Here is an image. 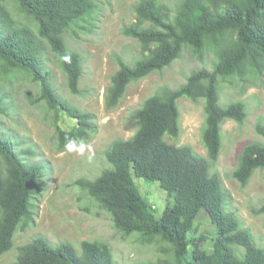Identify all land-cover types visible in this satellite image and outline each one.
<instances>
[{"label": "trees", "instance_id": "1", "mask_svg": "<svg viewBox=\"0 0 264 264\" xmlns=\"http://www.w3.org/2000/svg\"><path fill=\"white\" fill-rule=\"evenodd\" d=\"M12 2L37 31L19 26L0 0V74L22 72L38 86L36 102H43L54 116L59 151L70 142L88 141L96 133L94 116L57 94L42 56L45 49L52 53L69 93L79 95L82 61L78 53L68 50L64 34L93 12V0ZM132 11L135 22L124 25L121 34L138 43L140 58L129 65L116 57L117 70L103 96L106 109L118 106L131 83L161 73L177 61L185 46L202 59L207 39L215 47L217 61L212 72L192 71L176 89L161 87L148 97L132 116L134 134L114 140L105 150L110 169L92 180L79 179L76 185L110 216L119 233H138L147 241L159 238L170 245L177 264H264V250L255 245L235 214L224 209L228 194L212 171L222 148V124L233 120L241 125L247 117L244 103H220L218 77L264 71V0H180L174 12L157 0H139ZM4 98L0 96L1 115L6 112ZM180 98L203 100L205 156L166 141L180 135ZM61 116L76 120V125L63 130ZM256 132L262 141L242 147L231 173L241 186L256 170H264V126L258 125ZM21 155L14 151L10 138L0 133V257L13 248L15 232L31 221L32 201L42 191L45 167L25 163ZM134 178L158 182L172 198L159 218ZM201 213L212 225L214 239L197 235ZM254 214L264 215V205ZM80 248L78 255L68 242L52 245L38 236L20 246L16 259L7 264H117L111 250L97 242L83 241Z\"/></svg>", "mask_w": 264, "mask_h": 264}, {"label": "rangeland", "instance_id": "2", "mask_svg": "<svg viewBox=\"0 0 264 264\" xmlns=\"http://www.w3.org/2000/svg\"><path fill=\"white\" fill-rule=\"evenodd\" d=\"M139 0H93V12L77 22L65 34L69 51L81 57L83 75L79 95H71L66 79L52 53L45 49L42 66L49 72L57 94L84 113L94 116L96 133L86 142L75 143V150L68 146L59 151L54 132V116L43 102L37 103L38 86L29 75L14 71L4 77L0 74V96L5 95V114H0V133L10 138L14 151L27 164H42L44 177L42 191L32 204V218L27 226L18 229L13 237V248L0 257V264L13 262L18 248L33 238L44 237L50 244L70 243L81 255L80 243L97 242L108 247L117 264H177L168 243L154 238L143 239L138 233L129 236L119 233L112 225L110 216L101 209L76 182L92 180L110 165L104 152L116 139H129L135 131L132 122L134 112L161 87L176 89L195 70H214L217 57L215 47L205 39L202 59L187 46L180 58L161 73L150 75L131 83L118 106L106 109L104 91L110 77L116 72V57L132 65L140 58L136 41L121 34L124 25L135 22L133 5ZM176 11L180 0H157ZM19 26L37 31L34 22L22 15L12 0H4ZM1 73V72H0ZM220 103L233 102L245 105L247 117L238 125L226 120L221 126L222 148L212 171L221 179L228 197L224 209L235 214L242 228L250 232L256 246L264 250V215H255L264 205V170H256L245 186L232 178L242 147L252 141H262L256 127L264 126V71L248 70L243 76L218 77ZM180 135L177 140L166 138L168 143L188 146L196 154L205 156L201 141L203 129V100L192 102L186 98L178 101ZM59 125L70 130L76 120L61 116ZM84 145L83 153L79 152ZM140 194L155 208L159 218L172 198H169L158 182L146 183L133 179ZM197 235L214 239L212 225L201 213L197 219ZM194 233L191 235L193 236ZM204 246L209 247L205 243Z\"/></svg>", "mask_w": 264, "mask_h": 264}, {"label": "clouds", "instance_id": "3", "mask_svg": "<svg viewBox=\"0 0 264 264\" xmlns=\"http://www.w3.org/2000/svg\"><path fill=\"white\" fill-rule=\"evenodd\" d=\"M68 149H69V151L75 150V142H74V141H73V142H70V143L68 144ZM83 149H84V145L81 144V145H80V149H79V152H80L81 154L83 153Z\"/></svg>", "mask_w": 264, "mask_h": 264}]
</instances>
